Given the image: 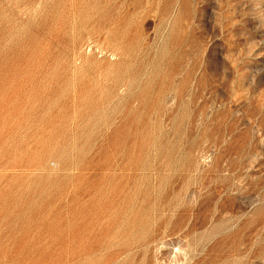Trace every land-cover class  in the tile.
Listing matches in <instances>:
<instances>
[{
  "label": "rangeland",
  "instance_id": "374dc122",
  "mask_svg": "<svg viewBox=\"0 0 264 264\" xmlns=\"http://www.w3.org/2000/svg\"><path fill=\"white\" fill-rule=\"evenodd\" d=\"M0 264H264V0H0Z\"/></svg>",
  "mask_w": 264,
  "mask_h": 264
}]
</instances>
